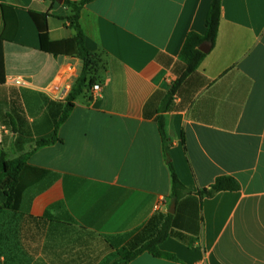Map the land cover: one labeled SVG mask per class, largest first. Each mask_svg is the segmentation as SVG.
<instances>
[{
    "label": "crops",
    "instance_id": "1",
    "mask_svg": "<svg viewBox=\"0 0 264 264\" xmlns=\"http://www.w3.org/2000/svg\"><path fill=\"white\" fill-rule=\"evenodd\" d=\"M65 1L81 0H0L5 88L20 93L16 104L8 96L0 103V150L9 159L18 153L8 115L17 119L21 107L19 117L36 125L33 139L50 136L47 103L63 104L82 69L77 58L41 51L29 15L49 13V40H68L74 32ZM210 4L90 0L82 6L85 48L103 61L94 76L102 91L95 96L86 88L58 129L60 141L28 158L14 189L15 212L0 215V264H90L45 256L44 237L29 236L35 227L25 214L46 218L61 233L85 238V229L117 249L156 233L172 201L155 119L184 69L179 53L186 36L205 33ZM162 117L170 161L190 193L177 207L172 236L158 245L176 261L142 253L129 264H264V0H222L214 46ZM219 176L235 178L239 190L200 199L197 192Z\"/></svg>",
    "mask_w": 264,
    "mask_h": 264
},
{
    "label": "trees",
    "instance_id": "2",
    "mask_svg": "<svg viewBox=\"0 0 264 264\" xmlns=\"http://www.w3.org/2000/svg\"><path fill=\"white\" fill-rule=\"evenodd\" d=\"M88 1L90 0H81L79 2L65 1V5L71 10V15L68 17L67 21L74 35L72 38L63 41L52 42L49 40L47 32V18L50 16L49 13L29 12L31 20L38 32L41 51L54 57L67 56L77 58L82 63V69L68 95L64 99L63 104L47 103L49 113L53 115V129L50 136L33 139V131L36 129V125L33 124L30 127L22 117H19V114H23L21 107L17 106L16 108L14 106V108H16L14 112L17 114V119L8 115V118H10L9 127L16 135L14 147L18 155L15 158L9 159L8 154L0 150V215H3L4 212L7 211L15 212V208L12 204L14 189L21 171L26 166L28 158L37 149L60 141L58 138L59 127L70 115L77 98L83 94L86 88L92 87L95 84L94 76L97 71L103 67V61L100 55L92 54L85 48V38L79 24L80 10ZM221 2L222 0H211L209 13L205 22V33L203 35L191 32L186 36L179 53V60L183 64L184 69L166 92L163 103L155 119L162 143L163 155L170 174V200L175 202V212L174 214H164L159 228L149 239L141 244H127L121 249H116L115 254H111L110 259L107 260L105 264H129L130 261L142 253H148L155 258L176 261L175 256L160 251L158 245L170 235L172 236L171 229L176 225L177 207L184 198L190 195V193L179 180L170 161L168 152L170 142L164 130L162 113L171 109L179 88L188 76L196 72L201 61L206 56V54L199 51V46L203 43H209L211 48L214 46L219 29ZM4 96H8L12 103L16 104L19 101L20 93L16 89L5 88L3 42L0 39V103L7 102V97L4 98ZM31 142L34 143V146L30 151H25L24 145ZM239 187V183L235 178L231 176H219L215 178L214 183L208 188L199 190L197 196L202 199L204 197H211L213 194L222 191H237ZM24 216H26L33 227H35L34 230L29 229V236L33 240H35L36 237H38V240L41 236L44 237L43 251L45 256L54 254L64 257L88 258L91 261L90 264H96L99 257L95 254L94 249L89 247L91 241H95V239L99 238L94 233L81 229L85 232V238L78 234L61 233L57 226L53 228L51 226L48 227L47 224H52L53 222L46 218H34L27 214ZM30 223L29 227L31 226ZM2 236V233H0V237Z\"/></svg>",
    "mask_w": 264,
    "mask_h": 264
},
{
    "label": "rangeland",
    "instance_id": "3",
    "mask_svg": "<svg viewBox=\"0 0 264 264\" xmlns=\"http://www.w3.org/2000/svg\"><path fill=\"white\" fill-rule=\"evenodd\" d=\"M89 247L91 249H94L95 254L99 257L96 264H105V262L110 259V255L112 253L111 251H116L117 249L114 248L113 245L109 243L107 239H103L101 237L95 239V241H91Z\"/></svg>",
    "mask_w": 264,
    "mask_h": 264
},
{
    "label": "built area",
    "instance_id": "4",
    "mask_svg": "<svg viewBox=\"0 0 264 264\" xmlns=\"http://www.w3.org/2000/svg\"><path fill=\"white\" fill-rule=\"evenodd\" d=\"M12 84L15 86H21V85H23V81H21L20 79H13ZM92 91H93L95 96H99L101 91H102V86L99 84H94L92 86ZM164 213L166 214V213H168V211L166 210Z\"/></svg>",
    "mask_w": 264,
    "mask_h": 264
},
{
    "label": "water",
    "instance_id": "5",
    "mask_svg": "<svg viewBox=\"0 0 264 264\" xmlns=\"http://www.w3.org/2000/svg\"><path fill=\"white\" fill-rule=\"evenodd\" d=\"M211 46L209 43H203L199 46V51L206 54L210 50ZM175 212V202L172 201L168 213L173 214Z\"/></svg>",
    "mask_w": 264,
    "mask_h": 264
}]
</instances>
